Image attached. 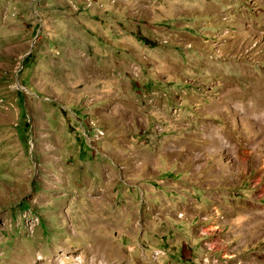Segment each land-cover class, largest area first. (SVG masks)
I'll list each match as a JSON object with an SVG mask.
<instances>
[{"label": "rangeland", "instance_id": "obj_1", "mask_svg": "<svg viewBox=\"0 0 264 264\" xmlns=\"http://www.w3.org/2000/svg\"><path fill=\"white\" fill-rule=\"evenodd\" d=\"M264 0H0V264H264Z\"/></svg>", "mask_w": 264, "mask_h": 264}, {"label": "bare ground", "instance_id": "obj_2", "mask_svg": "<svg viewBox=\"0 0 264 264\" xmlns=\"http://www.w3.org/2000/svg\"><path fill=\"white\" fill-rule=\"evenodd\" d=\"M258 108L260 109H263L264 108V102H261L260 104H258Z\"/></svg>", "mask_w": 264, "mask_h": 264}]
</instances>
